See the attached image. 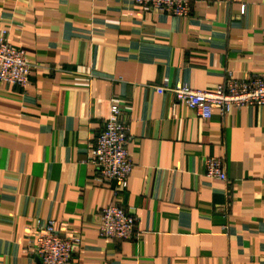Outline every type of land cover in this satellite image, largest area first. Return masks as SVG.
<instances>
[{
	"label": "crops",
	"instance_id": "0c3cea01",
	"mask_svg": "<svg viewBox=\"0 0 264 264\" xmlns=\"http://www.w3.org/2000/svg\"><path fill=\"white\" fill-rule=\"evenodd\" d=\"M2 32L37 68L26 89L0 83V264H36L27 247L49 221L81 240L69 264H264V107L203 119L172 92L264 79V0H192L186 18L0 0ZM113 103L132 164L118 195L90 164ZM209 157L226 182L204 175ZM113 204L137 219L134 239L99 236Z\"/></svg>",
	"mask_w": 264,
	"mask_h": 264
},
{
	"label": "built area",
	"instance_id": "2783aa9c",
	"mask_svg": "<svg viewBox=\"0 0 264 264\" xmlns=\"http://www.w3.org/2000/svg\"><path fill=\"white\" fill-rule=\"evenodd\" d=\"M133 1L141 9L186 18L190 15L192 0ZM241 12L243 13V9ZM36 68L37 65L28 61L24 50L13 47L8 43L6 33H0V83L26 89ZM172 92L176 101L196 110L203 119L209 118L212 110L224 117L233 109L264 107V79L257 75L235 79L227 73L223 83L211 91L194 90L187 85L178 84ZM129 141L128 124L122 118V109L119 104L113 103L103 129L95 138L90 164L95 170L97 181L110 185L115 195L127 188L132 170ZM204 175L209 179L226 182L222 159L206 158ZM136 222L137 219L125 209L116 204L110 205L100 213L99 236L120 241L132 240L135 238ZM80 244L78 237H61L54 223L49 221L37 228L27 248L36 264H69Z\"/></svg>",
	"mask_w": 264,
	"mask_h": 264
}]
</instances>
